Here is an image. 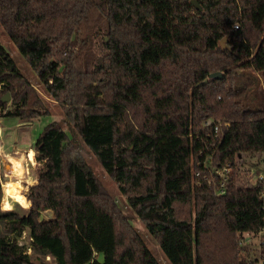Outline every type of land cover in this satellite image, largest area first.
<instances>
[{"label": "trees", "instance_id": "1", "mask_svg": "<svg viewBox=\"0 0 264 264\" xmlns=\"http://www.w3.org/2000/svg\"><path fill=\"white\" fill-rule=\"evenodd\" d=\"M197 2L0 0V25L171 264H260L242 241L264 227L262 186L237 183L234 159L264 152V0ZM45 114L0 42V116ZM30 148L25 212L2 209L0 181V264H160L57 121ZM228 162L217 195L205 164Z\"/></svg>", "mask_w": 264, "mask_h": 264}, {"label": "rangeland", "instance_id": "2", "mask_svg": "<svg viewBox=\"0 0 264 264\" xmlns=\"http://www.w3.org/2000/svg\"><path fill=\"white\" fill-rule=\"evenodd\" d=\"M0 42L8 51L10 56L14 59L16 65L21 70L23 76L31 83L33 88L44 99L45 105L48 110V114L40 115L33 119H19L16 117H4L0 116V181L2 186L10 181H18L21 183V188H28L27 180L32 179L36 182L37 178V164L34 159L30 160L27 155L28 149L33 145L37 135L41 132L44 125L50 121H57L60 126L66 131L69 138L77 146L80 154L91 167L93 172L102 182L104 187L108 190L112 197L116 200L123 213L129 219L132 226L137 230L139 235L144 240L145 244L149 248L153 256L159 261L160 264H171L163 254L156 238L152 236L145 228L142 221L136 216L132 208L128 205L125 197L119 191L117 184L109 177L104 168L100 165L94 154L88 149L83 140L74 130L73 126L69 123L64 115L62 106L58 101L53 99L51 95L44 89V86L39 82L36 74L28 64L27 60L19 53L17 47L14 45L9 36L5 33L0 25ZM98 38L93 36L92 52L95 57L100 55V46L98 45ZM223 44L226 45L225 40ZM10 105V104H9ZM12 107V106H11ZM243 160H239L243 165L238 166L237 176L239 177V183H243L247 178L246 167L251 168L254 176L258 174L264 175V152L257 153H242ZM10 159L11 162L7 160ZM20 159V160H19ZM12 160H15L12 162ZM14 162L20 163L21 172L23 174V180L13 175L9 170V164L15 165ZM34 184V183H33ZM5 193V190H4ZM21 194H24L23 191ZM4 200V198H3ZM2 200V209H3ZM8 202L11 205V209H15L21 213L25 212L27 207L21 205L19 202L14 201L11 197L8 198ZM29 205V202L28 204ZM43 217H50L52 213L50 211H44ZM248 236V239L246 237ZM264 237V233L244 234L242 241L244 249L242 255L247 260L254 262H260L259 257V245L260 240ZM30 238L28 231H24L19 238V243L26 245L27 253L31 254V248L29 245ZM98 259L101 258L97 255ZM34 260L38 261L37 258ZM43 264H54L53 259L50 256H46Z\"/></svg>", "mask_w": 264, "mask_h": 264}, {"label": "built area", "instance_id": "3", "mask_svg": "<svg viewBox=\"0 0 264 264\" xmlns=\"http://www.w3.org/2000/svg\"><path fill=\"white\" fill-rule=\"evenodd\" d=\"M204 126H211L213 128V132L215 135L223 128V127H228L229 122L228 121H214L212 119H206L203 122ZM1 135V133H0ZM242 154L236 155L234 159V172L236 173V182L239 183L238 179L239 177L237 176L238 173V166L243 165L242 162L238 163V161L243 160ZM206 174L203 175V179L206 181L207 185L209 188H211L215 194L219 195L222 194L225 191V186L229 180L230 174L233 172V165L231 162L225 163L221 166H215L212 163H206ZM245 173H247V178L243 183L239 184H244L247 186H252L256 185L258 182L261 184V196L264 197V175L258 174L256 177L254 176L253 172L251 171L252 169L249 167H246ZM199 170H195L193 172L194 176H199ZM199 181H197L198 183ZM258 233H264V227L258 231ZM248 239V236L246 237ZM262 242V239L260 240V243ZM260 248V245H259ZM259 253V250H258ZM260 264L264 263V261L260 260Z\"/></svg>", "mask_w": 264, "mask_h": 264}, {"label": "clouds", "instance_id": "4", "mask_svg": "<svg viewBox=\"0 0 264 264\" xmlns=\"http://www.w3.org/2000/svg\"><path fill=\"white\" fill-rule=\"evenodd\" d=\"M34 155H35V153L33 152L30 155L29 158L31 159V157L34 156ZM14 163H15V169H16V171H15L14 174L17 177H19L20 180H23L24 177H23V174L21 172V165H20V163H16V162H14ZM27 183L29 185H31V184L35 183V181L32 180V179H29V180H27ZM4 190H5V195H4V200H3V209L4 210H11V205L8 202V198L9 197H11L12 200L19 202L21 205H23L25 207L28 206L25 203L24 196L21 195V192L22 191L26 193L28 191V189L26 187L25 188H21V183L19 182V180L15 184H12V183L6 184L4 186Z\"/></svg>", "mask_w": 264, "mask_h": 264}, {"label": "water", "instance_id": "5", "mask_svg": "<svg viewBox=\"0 0 264 264\" xmlns=\"http://www.w3.org/2000/svg\"><path fill=\"white\" fill-rule=\"evenodd\" d=\"M190 3L196 8V9H198V10H200L201 9V6L199 5V3L197 2V0H190ZM225 40V38H223V39H221V45L223 46V47H226V45L225 44H223V41ZM210 78H216V77H221V72L220 71H214V72H211L210 73ZM9 99V95L8 94H6L4 97H3V100L4 101H7Z\"/></svg>", "mask_w": 264, "mask_h": 264}, {"label": "bare ground", "instance_id": "6", "mask_svg": "<svg viewBox=\"0 0 264 264\" xmlns=\"http://www.w3.org/2000/svg\"><path fill=\"white\" fill-rule=\"evenodd\" d=\"M33 153V150L32 149H28V151H27V155H28V158L30 157V155ZM30 159V158H29ZM33 159V156L31 157V159L30 160H32ZM20 160V159H19ZM8 162H11V160L10 159H8L7 160ZM13 161H15V160H12V162ZM15 164V163H14ZM10 166H9V170H10V172L11 173H13V175H15L14 173H15V171H16V169H15V165H11V164H9ZM17 181H10V182H7V184L8 183H12V184H15Z\"/></svg>", "mask_w": 264, "mask_h": 264}, {"label": "crops", "instance_id": "7", "mask_svg": "<svg viewBox=\"0 0 264 264\" xmlns=\"http://www.w3.org/2000/svg\"><path fill=\"white\" fill-rule=\"evenodd\" d=\"M31 149V148H30ZM33 150V149H32ZM34 152V151H33Z\"/></svg>", "mask_w": 264, "mask_h": 264}]
</instances>
